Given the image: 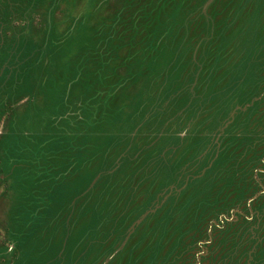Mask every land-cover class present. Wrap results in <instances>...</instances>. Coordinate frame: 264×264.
<instances>
[{"label":"rangeland","instance_id":"1","mask_svg":"<svg viewBox=\"0 0 264 264\" xmlns=\"http://www.w3.org/2000/svg\"><path fill=\"white\" fill-rule=\"evenodd\" d=\"M0 264H264V0H0Z\"/></svg>","mask_w":264,"mask_h":264}]
</instances>
